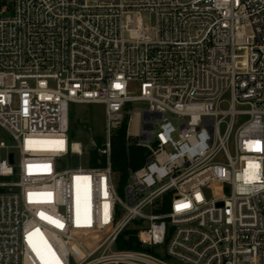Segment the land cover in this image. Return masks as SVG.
<instances>
[{
	"label": "built area",
	"instance_id": "built-area-1",
	"mask_svg": "<svg viewBox=\"0 0 264 264\" xmlns=\"http://www.w3.org/2000/svg\"><path fill=\"white\" fill-rule=\"evenodd\" d=\"M71 104L105 107L89 167ZM0 128V264H264V0H0Z\"/></svg>",
	"mask_w": 264,
	"mask_h": 264
},
{
	"label": "rangeland",
	"instance_id": "rangeland-1",
	"mask_svg": "<svg viewBox=\"0 0 264 264\" xmlns=\"http://www.w3.org/2000/svg\"><path fill=\"white\" fill-rule=\"evenodd\" d=\"M151 25H156V16L151 17ZM135 95L139 94L138 87L133 88ZM225 99H229V95H225ZM135 111L143 110L147 107V103L136 102L132 104ZM227 107V103L223 105V108ZM70 119H71V131H70V140L72 142H80L85 147V153L80 158V165L82 167H89V153L90 144L93 141H99L100 138L104 137L105 129V107L101 104H71L70 110ZM246 118L239 117L235 121V126L238 127ZM177 125V123H175ZM225 126V125H224ZM222 126V128H224ZM158 126L155 127L157 130ZM4 142L8 147H10V153H13L15 156L16 162L19 160V153L14 148L16 142L13 140L11 135L4 129L0 128V142ZM6 154V151H3V156ZM63 164L66 168L72 167L69 162V158L62 159ZM2 181V179H0ZM123 196V195H121ZM148 212V211H146ZM102 236L93 237L90 241L91 244L96 245L101 241Z\"/></svg>",
	"mask_w": 264,
	"mask_h": 264
},
{
	"label": "trees",
	"instance_id": "trees-1",
	"mask_svg": "<svg viewBox=\"0 0 264 264\" xmlns=\"http://www.w3.org/2000/svg\"><path fill=\"white\" fill-rule=\"evenodd\" d=\"M127 123L125 122L118 130H116L112 140V166L113 170L120 174V187H122L127 181L130 170H137L145 163L146 151L145 149L136 145L127 146L126 141ZM100 144V141H99ZM91 165H97V153L94 151L91 154ZM2 189L0 188V193ZM134 237L130 238V241H125L124 236L121 237L118 243L119 249H139L134 246Z\"/></svg>",
	"mask_w": 264,
	"mask_h": 264
},
{
	"label": "water",
	"instance_id": "water-1",
	"mask_svg": "<svg viewBox=\"0 0 264 264\" xmlns=\"http://www.w3.org/2000/svg\"><path fill=\"white\" fill-rule=\"evenodd\" d=\"M11 162H13V155H11ZM74 165H77V159L74 160Z\"/></svg>",
	"mask_w": 264,
	"mask_h": 264
},
{
	"label": "snow or ice",
	"instance_id": "snow-or-ice-1",
	"mask_svg": "<svg viewBox=\"0 0 264 264\" xmlns=\"http://www.w3.org/2000/svg\"><path fill=\"white\" fill-rule=\"evenodd\" d=\"M117 87H119V85H117Z\"/></svg>",
	"mask_w": 264,
	"mask_h": 264
}]
</instances>
